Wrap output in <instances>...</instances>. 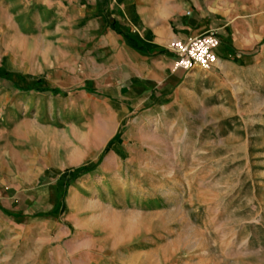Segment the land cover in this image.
I'll return each instance as SVG.
<instances>
[{"label":"crops","instance_id":"0c3cea01","mask_svg":"<svg viewBox=\"0 0 264 264\" xmlns=\"http://www.w3.org/2000/svg\"><path fill=\"white\" fill-rule=\"evenodd\" d=\"M39 1L69 19L95 16L67 30L85 62L68 67L77 69L72 84L79 88L42 87L26 104L30 116L1 118L0 264H88L90 255L152 228V210L127 196L149 188L151 180L140 176L152 179L157 170L137 167L134 158L161 156L157 143L194 80L232 81L254 67L264 10L260 0H80L78 7L74 0ZM105 12L113 14L106 23ZM208 31L219 39L217 64L174 69L168 43ZM71 175L58 206L57 181Z\"/></svg>","mask_w":264,"mask_h":264},{"label":"rangeland","instance_id":"374dc122","mask_svg":"<svg viewBox=\"0 0 264 264\" xmlns=\"http://www.w3.org/2000/svg\"><path fill=\"white\" fill-rule=\"evenodd\" d=\"M79 1L66 4L78 7ZM100 15L104 23L113 17ZM94 16L69 19L39 0H0V69L5 71L0 122L5 116H30L26 104L42 87L79 88L72 82L85 62L80 42L71 41L67 30ZM263 48L264 40L260 60L238 79L194 80L184 107L174 109L164 127L167 139L163 134L157 143L161 156L134 158L137 167L157 170L152 179L148 173L140 176L145 183L151 180L149 188L127 196L152 210V228L133 232L130 243L90 255L88 264H264ZM71 63L76 70L68 68ZM72 177L57 181L58 206Z\"/></svg>","mask_w":264,"mask_h":264},{"label":"built area","instance_id":"2783aa9c","mask_svg":"<svg viewBox=\"0 0 264 264\" xmlns=\"http://www.w3.org/2000/svg\"><path fill=\"white\" fill-rule=\"evenodd\" d=\"M218 44L219 39L213 31L195 36L186 42L171 40L168 49L177 56L173 63L174 69L191 70L198 67L208 70L214 67L218 61L215 53Z\"/></svg>","mask_w":264,"mask_h":264},{"label":"trees","instance_id":"16d2710c","mask_svg":"<svg viewBox=\"0 0 264 264\" xmlns=\"http://www.w3.org/2000/svg\"><path fill=\"white\" fill-rule=\"evenodd\" d=\"M5 71L3 69H0V76L4 75Z\"/></svg>","mask_w":264,"mask_h":264}]
</instances>
